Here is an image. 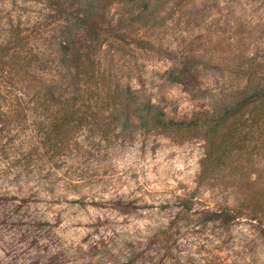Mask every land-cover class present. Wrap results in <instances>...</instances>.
Listing matches in <instances>:
<instances>
[{
  "label": "rangeland",
  "instance_id": "1",
  "mask_svg": "<svg viewBox=\"0 0 264 264\" xmlns=\"http://www.w3.org/2000/svg\"><path fill=\"white\" fill-rule=\"evenodd\" d=\"M102 2L76 0L74 16ZM58 16L0 0V44L18 28L31 38L30 80H71L79 31ZM96 16L106 39L91 56L126 105L99 115L107 136L87 129L29 175L10 153L28 135L13 141L20 126L0 118V264H264V129L248 166L200 182L206 141L152 128L154 110L190 120L264 88V0H119Z\"/></svg>",
  "mask_w": 264,
  "mask_h": 264
},
{
  "label": "trees",
  "instance_id": "2",
  "mask_svg": "<svg viewBox=\"0 0 264 264\" xmlns=\"http://www.w3.org/2000/svg\"><path fill=\"white\" fill-rule=\"evenodd\" d=\"M46 1L56 15L66 16L60 19L65 22H62L65 29L70 31L75 27L79 31H70L66 40L72 63L71 80L49 82L40 80L38 75V78L33 75L34 80H30L35 65L30 49L31 38L21 28L10 31L7 41L0 44V118L10 120L2 127L8 124L20 126L13 141L26 134L31 141L28 146L24 147L23 141L20 146L14 144L10 149L11 169L16 175H29L35 171L42 154L50 155L52 159L65 155L72 143L79 144L81 132L105 129L99 122V115L121 108L127 102L120 84L102 80L103 75L91 56L106 39L100 33L101 22L96 14L119 0H105L97 4L95 11L76 16L74 12L80 7V4L72 6L76 0ZM130 1L136 3L140 0ZM34 69L33 73L37 74L38 66ZM128 94L131 96V90ZM152 128L176 141H206L208 151L201 161L199 175L200 182H205L234 164L248 166L251 155L254 156V152L259 155L261 148L257 143L261 142V130L264 129V88L259 86L254 94L248 89L241 97L221 105L212 114L204 112L190 120L177 121L154 110ZM105 131L102 133L107 136ZM2 132L0 129V134ZM184 209L189 208L185 206ZM170 237L167 232L164 239Z\"/></svg>",
  "mask_w": 264,
  "mask_h": 264
}]
</instances>
